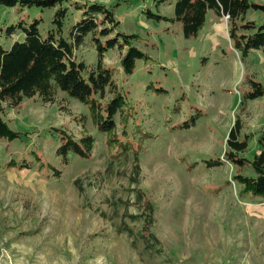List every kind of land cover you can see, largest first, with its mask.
I'll list each match as a JSON object with an SVG mask.
<instances>
[{
  "label": "rangeland",
  "instance_id": "374dc122",
  "mask_svg": "<svg viewBox=\"0 0 264 264\" xmlns=\"http://www.w3.org/2000/svg\"><path fill=\"white\" fill-rule=\"evenodd\" d=\"M97 1L112 7L119 31L138 34L134 45L150 59L138 60L134 73L126 74L124 52L105 53L126 99L114 117V135L100 131L88 105L66 91H58L56 102L27 98L6 109L5 120L19 136L0 138V264H264V201L241 194L236 179L254 177L255 168L225 157L238 113L239 138H249L239 157L252 162L264 151V96L250 100L244 113L239 108L245 73L264 84V52L252 50L242 61L224 18L219 31L209 32L213 11L189 39L180 22L144 13L150 8L174 16L177 0ZM62 6H69L67 34L82 13L69 2ZM59 7L0 5V28L42 18L45 34ZM247 18L262 23L264 11L251 8ZM84 41L76 56L92 67L99 60L92 33ZM0 43L12 44L6 34ZM194 115L195 123L182 125ZM56 127L77 139L93 135L92 158L71 153L65 163L57 154L62 143ZM120 140L131 148L117 160ZM12 159H26L31 167H7ZM219 159L221 164L207 165ZM149 204L160 252L148 250L141 237Z\"/></svg>",
  "mask_w": 264,
  "mask_h": 264
},
{
  "label": "trees",
  "instance_id": "16d2710c",
  "mask_svg": "<svg viewBox=\"0 0 264 264\" xmlns=\"http://www.w3.org/2000/svg\"><path fill=\"white\" fill-rule=\"evenodd\" d=\"M68 2L82 13V17L72 24L65 34L64 26L69 6L62 5ZM19 3L24 7H60L55 12L52 27L45 34L39 28L42 18H36L30 24L21 18L17 23L2 28L4 31L6 29L7 36L19 30H22L25 36L22 40H15L9 48L0 44V138L12 140L19 136L5 120L4 113L7 108H19L25 99L35 97H39L45 103L56 102L58 91H66L71 97L87 104L100 131L109 135L116 134L118 127L114 117L118 112L122 113L126 99L115 82L114 68L104 63L105 53L111 48L125 50L121 56V66L126 74H133L138 60L150 59V54L134 45L133 39L138 34L119 31L120 21L112 7L97 0H0V5L3 6L14 7ZM251 8L264 11V3L254 0H177L174 16L162 15L150 8L144 9V13L158 21L180 22L183 35L188 39L197 35L205 26L210 11L218 17L229 15L228 37L232 48L239 52L243 61L250 56L252 50L264 52V22L258 23L247 18ZM91 33L99 56L98 62L92 67L76 56L77 49ZM242 81L246 87L239 88L242 95L239 108L244 113L250 100L264 96V84L255 79L252 73H245ZM64 108L66 106L61 105V109ZM235 117L234 126L228 137L230 150L226 152L225 157L238 165L251 164L255 168L254 177L239 174L236 179L242 185L241 194L262 198L264 201V151L257 154L252 162L239 157L238 151H244L248 147L249 138L247 136L242 140L239 138L243 124L239 113ZM195 120L194 115L182 125L190 126V122L195 123ZM55 129L59 131L62 143L57 149V154L63 157L65 163L68 162L71 153L86 159L92 158L96 144L93 135L84 133L77 139L66 129L57 127ZM111 140L112 138L107 139ZM120 141V145L117 144L120 148L113 154L117 160L131 148L129 143ZM259 141L264 145V133L259 137ZM38 162L41 165V161ZM136 162L135 170L140 172L137 158ZM219 164L220 159L207 162L208 166ZM6 165L20 169L31 167L26 159L22 163L12 159ZM53 172L55 175H61L57 168H54ZM78 180L74 182L78 183ZM151 205L147 206L149 214L144 220L141 237L146 242L147 249L155 251L159 249L156 246L162 242L156 233L151 231L150 226L154 223V208H151Z\"/></svg>",
  "mask_w": 264,
  "mask_h": 264
},
{
  "label": "crops",
  "instance_id": "0c3cea01",
  "mask_svg": "<svg viewBox=\"0 0 264 264\" xmlns=\"http://www.w3.org/2000/svg\"><path fill=\"white\" fill-rule=\"evenodd\" d=\"M23 12H25V11H23ZM210 13V12H209ZM209 13H208V15H209ZM208 17V16H207ZM221 18H223V16H220V17H218L216 14L215 15H213L212 17H211V27L209 28V32H214V31H219V29L221 28V26H222V22L220 23V19ZM15 19H18V18H15ZM227 23V22H226ZM3 28L5 27L4 25L2 26ZM2 27L0 28L1 29V31H2V33H0V35L1 36H3V34H6L5 32H4V29H2ZM214 28V29H213ZM228 29V28H227ZM24 32L22 31V30H19V31H17L15 34H13V35H11V36H7L6 35V37H8V38H10L11 39V43L13 44V42L15 41V40H22V39H24ZM1 44V43H0ZM11 44V45H12ZM123 52H125V50L123 51Z\"/></svg>",
  "mask_w": 264,
  "mask_h": 264
},
{
  "label": "built area",
  "instance_id": "2783aa9c",
  "mask_svg": "<svg viewBox=\"0 0 264 264\" xmlns=\"http://www.w3.org/2000/svg\"><path fill=\"white\" fill-rule=\"evenodd\" d=\"M223 18L226 20V22L228 21L229 19V15H224Z\"/></svg>",
  "mask_w": 264,
  "mask_h": 264
}]
</instances>
